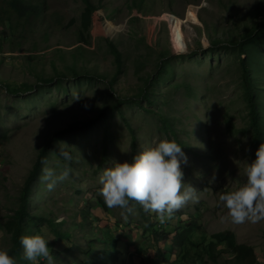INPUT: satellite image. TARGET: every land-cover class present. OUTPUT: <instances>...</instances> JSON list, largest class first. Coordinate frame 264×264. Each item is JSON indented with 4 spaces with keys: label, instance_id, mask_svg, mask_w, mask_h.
Here are the masks:
<instances>
[{
    "label": "rangeland",
    "instance_id": "374dc122",
    "mask_svg": "<svg viewBox=\"0 0 264 264\" xmlns=\"http://www.w3.org/2000/svg\"><path fill=\"white\" fill-rule=\"evenodd\" d=\"M31 1L42 4L39 15L12 12L0 25V222L17 209L42 147L56 131L78 125L53 141L42 167H69V178L49 191L41 170L30 199L38 222L28 235L56 237L48 242L56 264L181 261L183 249L171 254L163 233L191 223L192 253L228 229L264 264V221L222 220L218 202L246 182L244 168L255 159L244 65L264 128V0H92L97 9L87 27L83 0ZM7 10L0 0V15ZM111 43L122 53L119 72ZM165 138L181 145L184 181L199 202L165 224L139 204L124 220L98 195V177ZM12 246L11 233L0 229V247ZM12 257L31 264L22 246Z\"/></svg>",
    "mask_w": 264,
    "mask_h": 264
},
{
    "label": "clouds",
    "instance_id": "9594fccd",
    "mask_svg": "<svg viewBox=\"0 0 264 264\" xmlns=\"http://www.w3.org/2000/svg\"><path fill=\"white\" fill-rule=\"evenodd\" d=\"M59 155L66 161L72 160L71 153L62 146ZM181 159L187 162L181 145L175 140L165 138L154 146H145L131 161L115 162L102 171L98 177L101 185L98 195L109 209H120L124 220L135 214V205L139 204L145 212L154 213L160 224H165L189 202H199L197 190L190 183L185 184ZM70 171L65 167L56 173L45 167L40 180L47 190L53 191L58 183L69 178ZM244 175L245 183L219 195L218 202L226 209V216L221 219L237 224L259 223L264 221V143L256 150L255 159L245 166ZM55 238L39 233L21 235L23 258L31 264H40L41 260L56 264L48 246ZM0 264H16L9 250L3 247H0Z\"/></svg>",
    "mask_w": 264,
    "mask_h": 264
},
{
    "label": "trees",
    "instance_id": "16d2710c",
    "mask_svg": "<svg viewBox=\"0 0 264 264\" xmlns=\"http://www.w3.org/2000/svg\"><path fill=\"white\" fill-rule=\"evenodd\" d=\"M86 4V9L84 12L85 26L87 27L91 20V15L97 6L93 4L92 0H83ZM5 3L10 6V10L4 11L6 14L0 15V25H6L8 21H12L11 13H16L19 17L30 16L40 14L41 3L32 2L31 0H5ZM11 32H14V28L12 23H9ZM106 28L104 27V31ZM111 50L115 54L116 63H117V71L119 72L122 65V53L119 49L111 43ZM184 51V49L182 50ZM180 52V51H178ZM243 77L246 84L247 95H248V104L252 114V126L254 130L253 134V142L255 144V149L257 150L261 143H264V128L261 121V113L258 109L257 102L255 100V94L253 92V88L251 82H249V74L247 71V67L244 65L243 68ZM149 85V80H147ZM147 91L145 90L142 95H145ZM123 101H119L117 103V107ZM116 107V105H115ZM96 121V118L85 122L82 124L83 127L91 126ZM75 129H78V125H70L64 129H60L56 131L50 138V140L42 147L40 150L37 160L35 161L33 168L29 175L27 176L25 183L23 185L22 191L19 196L18 207L14 211V214L10 216L5 223L0 222V229L11 233V238L13 241V246L9 249V254L11 256L17 255L21 248L19 238L21 235H28L30 231H32L31 224L37 223L38 219L36 216L32 215L30 212L31 206V196H32V188L33 184L38 178L43 163L48 151V148L53 143V141L63 134L71 132ZM88 211H85V217H87ZM143 218L150 222L149 217H146L143 214ZM152 226L153 224H149ZM196 224H189L188 226H184L183 228H176L175 234L171 236L169 233H163V239L172 241V251L179 248L183 250H179V255H181V261H178L179 257L174 260V262L168 261V259H162L161 264H258V258L254 249V246L248 243H240L237 241L236 233L232 230H220L211 234V238L206 241L200 250L191 252L189 246H197L198 244L193 242L191 239V235L194 232V227ZM58 235L68 236L67 233H59ZM264 237V232H263ZM208 244V247H207ZM189 245V246H188ZM182 259L184 262H182ZM186 261V262H185Z\"/></svg>",
    "mask_w": 264,
    "mask_h": 264
}]
</instances>
